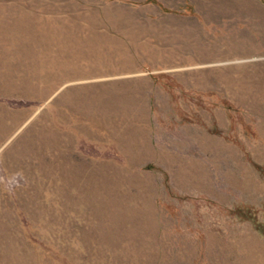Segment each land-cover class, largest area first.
Segmentation results:
<instances>
[{
    "label": "rangeland",
    "instance_id": "1",
    "mask_svg": "<svg viewBox=\"0 0 264 264\" xmlns=\"http://www.w3.org/2000/svg\"><path fill=\"white\" fill-rule=\"evenodd\" d=\"M0 264H264V0H0Z\"/></svg>",
    "mask_w": 264,
    "mask_h": 264
}]
</instances>
